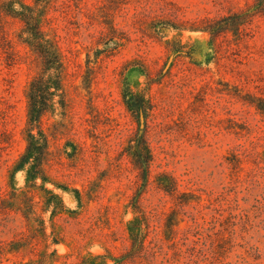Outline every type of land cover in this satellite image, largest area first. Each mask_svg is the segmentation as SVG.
I'll list each match as a JSON object with an SVG mask.
<instances>
[{"label":"rangeland","instance_id":"rangeland-1","mask_svg":"<svg viewBox=\"0 0 264 264\" xmlns=\"http://www.w3.org/2000/svg\"><path fill=\"white\" fill-rule=\"evenodd\" d=\"M239 10L252 13L253 0H0V242L24 229L4 198L26 144L25 91L50 40L61 90L33 133L47 137L46 186L67 210L44 214L57 239L48 263L264 264V13L238 33L203 29ZM126 87L144 112L126 107ZM161 173L172 193L157 188ZM13 181L22 187L24 172ZM60 187L79 189L82 206Z\"/></svg>","mask_w":264,"mask_h":264},{"label":"trees","instance_id":"trees-1","mask_svg":"<svg viewBox=\"0 0 264 264\" xmlns=\"http://www.w3.org/2000/svg\"><path fill=\"white\" fill-rule=\"evenodd\" d=\"M40 0H33L36 5ZM254 11H228L226 14L216 19L209 20L204 26V30L211 36L234 30L236 33L244 31L245 25L249 24L253 15L264 13V0H253ZM248 12V13H247ZM25 25L34 24L37 29L38 22L31 23L34 17L24 14L21 17ZM37 31V30H36ZM42 71L33 77L26 88L25 97L27 101V129L25 135V148L13 165L9 175L10 190L6 193L5 207L11 208L23 221V231L15 234L12 240L0 242V264H49L46 260V249L50 244L57 243V239L48 241L46 233L47 212L48 220L60 216L65 212V205L61 196L52 188L46 186L49 180L45 176L42 168L43 161L48 152V140L46 135L38 129L33 133V127L38 123L41 115L47 111L45 107L54 105V96L61 90L62 61L59 55V47L56 42L48 41V46L42 55ZM241 98L240 95H236ZM124 103L130 110L138 113L144 112L142 97L136 92L126 87L123 92ZM59 106H63V98L58 101ZM264 114V107H257ZM136 134L135 162L141 170L138 178L141 179L143 189L148 184L150 174V150L146 144L144 130ZM233 160V161H232ZM232 169L238 161L232 157L228 161ZM24 172V185L17 187L14 185V174L17 171ZM57 186L55 183H53ZM176 181L173 176L161 173L156 178L157 188L164 192L172 193L176 188ZM63 190L72 192L76 200L77 207L80 208L81 192L77 188ZM39 206V210L37 208ZM74 213V211H72ZM28 257V261L24 259ZM104 261L107 256H100Z\"/></svg>","mask_w":264,"mask_h":264}]
</instances>
